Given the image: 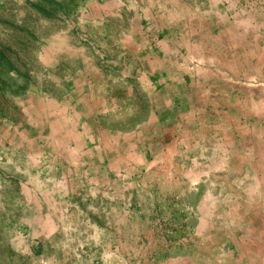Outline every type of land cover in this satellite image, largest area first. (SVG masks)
<instances>
[{
	"label": "rangeland",
	"instance_id": "obj_1",
	"mask_svg": "<svg viewBox=\"0 0 264 264\" xmlns=\"http://www.w3.org/2000/svg\"><path fill=\"white\" fill-rule=\"evenodd\" d=\"M33 1L0 0V264H174L199 183L180 157L151 166L132 131L159 72L208 152L261 160L264 0H74L56 17ZM61 192L47 229L43 193Z\"/></svg>",
	"mask_w": 264,
	"mask_h": 264
},
{
	"label": "crops",
	"instance_id": "obj_2",
	"mask_svg": "<svg viewBox=\"0 0 264 264\" xmlns=\"http://www.w3.org/2000/svg\"><path fill=\"white\" fill-rule=\"evenodd\" d=\"M178 48H167L164 54L178 53ZM155 70L160 71L161 68L151 67L142 74ZM158 75L159 72L153 76L154 90L149 95V110L139 117L132 131L136 136V146L139 150L147 151L151 147L160 152L157 162L151 165L154 167H162L166 163L170 170L174 165L179 166L175 160L180 157L184 169L182 181L187 185L199 183V190H194L199 192L200 198V203L192 205L185 213L188 220L185 236L173 242L174 245L170 246L173 250L167 251L163 262L264 264V153L261 160H252L248 152L244 161L240 160L239 154L236 159L231 152L229 161L226 158L218 160L220 152L215 148L208 152L204 138L188 129L194 125L191 121L199 112L193 111L189 117V112L173 111L172 79L168 75L166 78ZM194 101L202 102V99L196 96ZM62 127L66 132L67 128ZM226 183L231 184L229 190H225ZM68 194L61 192L59 196L49 198L47 193H43L47 201L43 207L39 206V210L46 216L45 228L53 229L54 225L58 228L59 216L68 212ZM53 214L57 216L55 222L48 219Z\"/></svg>",
	"mask_w": 264,
	"mask_h": 264
},
{
	"label": "trees",
	"instance_id": "obj_3",
	"mask_svg": "<svg viewBox=\"0 0 264 264\" xmlns=\"http://www.w3.org/2000/svg\"><path fill=\"white\" fill-rule=\"evenodd\" d=\"M73 3L74 0H35L31 2V5L45 17H56L73 12L75 8Z\"/></svg>",
	"mask_w": 264,
	"mask_h": 264
},
{
	"label": "bare ground",
	"instance_id": "obj_4",
	"mask_svg": "<svg viewBox=\"0 0 264 264\" xmlns=\"http://www.w3.org/2000/svg\"><path fill=\"white\" fill-rule=\"evenodd\" d=\"M240 55H241V54H240ZM247 71H248V69H247ZM247 71H246V72H247Z\"/></svg>",
	"mask_w": 264,
	"mask_h": 264
}]
</instances>
